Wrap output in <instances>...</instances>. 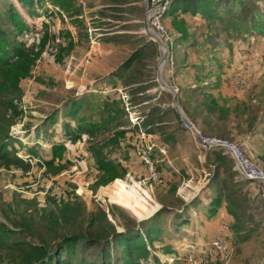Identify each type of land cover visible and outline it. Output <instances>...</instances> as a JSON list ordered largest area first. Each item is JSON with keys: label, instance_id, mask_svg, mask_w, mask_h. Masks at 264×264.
<instances>
[{"label": "rangeland", "instance_id": "1", "mask_svg": "<svg viewBox=\"0 0 264 264\" xmlns=\"http://www.w3.org/2000/svg\"><path fill=\"white\" fill-rule=\"evenodd\" d=\"M47 1L45 7L36 5L39 11L33 15L22 8L16 0H0V15H4L8 5L14 4L25 21H28L33 26L32 28H36L28 39L29 44L34 36L36 37L37 30L40 32L45 31L51 37L60 38L61 41L63 39L60 35L65 31H69L76 42L74 51L68 55L64 54V59L61 63L55 62L53 57L48 56L46 53L42 56L40 68L33 70V76L30 79L22 81L21 87L24 93L20 103V115L13 118L11 112L8 113L9 125L6 127V134L12 140V142L7 143L8 151L11 156H14V153L17 152V157L28 161L30 166L24 167L12 164L11 167H8L4 162L0 163V226L18 231L19 228H13L12 223L16 222L22 215H31L32 217L35 216V228L40 229L37 217L41 215L38 214L39 208H37L36 203H41L51 193L59 198L76 196L87 204L89 210H94L96 207L108 210L109 205L122 206V208H126L125 210L130 215L133 214L136 220H144L146 223L145 227H148L152 222L157 223L163 232L160 240L154 241L153 245L155 247L151 251L152 255L157 256L158 260L162 261L159 264H168L167 259L169 256H163L162 250L169 243L174 246L173 255L178 257L182 253V249L201 248V245L210 243L215 234L210 229L211 225H209L213 221L212 218H209L210 199L203 204V202H200V194L202 192L199 194L197 191L204 187L203 190L211 188L209 192H206V196L207 194L214 196L217 193L216 189L211 185L215 175V168L210 165L213 164L210 161L213 157H206V153L200 152V148H197L199 143L196 142L191 132L182 129L177 134V143L181 144L184 151H182V157L185 158V161L178 156L179 153L176 146L171 147L168 152L171 164L167 162V159L166 161L162 160L163 152L155 148L154 157L152 155V158L154 161L159 160V162H156L159 166L155 164L159 175L158 182L150 179V172L139 159V152L147 144H156V142L152 138L143 141L138 138V135L137 137H131V134H127L128 140L123 148L120 147L116 151L114 148H107L106 151L112 158H118L125 155V153L134 152L137 156H135L137 161L144 166L143 171L139 175L128 171L125 178H118L104 186L95 184L100 172L94 166L92 155L86 149L88 143L87 135L81 134L76 141L72 137L66 138L62 135L64 124L68 121L67 113L70 107L64 102H68L70 98H82L84 95H108L110 92L113 93V87L116 86L115 82H112L113 79L109 78L111 76L109 74L104 80L98 82L100 84L98 87L94 89L86 88L89 70L85 73V66L88 64L91 69V67L104 68L105 63L111 68L120 65V62L122 63L132 50L144 43V39L147 42L150 41L151 45L146 50L148 58L145 60L147 66L144 72L147 75L142 76L140 80L147 81V84L150 85V81L155 79L157 81L155 83L160 86L161 90L164 91L163 93L170 92L172 98L169 99L170 96H167L166 100L173 107L172 99L174 93L160 84L159 81L158 65L163 55V50L158 43L160 38L156 35V32L153 34L151 30L146 31L145 29V20L150 26L146 11L147 2L145 0H87L89 6L85 11H82L83 15L80 16L83 27L80 31L68 17L64 23L58 15H46L45 12L50 9L56 11L53 5ZM224 1L220 0V18L211 19L210 21L200 15H177V17L186 21L188 27L189 37L185 41L181 38V33L173 27L174 17L167 15L162 21L167 28L168 39L174 49H178V52L181 53L179 55L180 63H183V54L188 51L189 62L194 66L193 69L189 68V70L194 72L192 76H199L210 68L214 73L213 76L216 77L218 75L223 81L220 89L212 90V92L220 95V97H223L222 95L234 97L230 90L232 91L235 87L243 93L238 98L234 97L235 101L233 100L232 103L240 106L245 104V107L250 108V112L247 111L245 114H233L232 117L236 118L232 120L229 128L227 127L220 132L218 129L212 132L209 131L201 120H198L197 123L202 128V131L207 135L221 136L242 144L254 163L256 162L263 167L264 36L258 31H254L249 24L251 23V15L254 12L259 13V16L264 18V0H247L246 5L237 4L234 9L230 7L229 11H227L226 7L231 5L223 7ZM247 6H255L256 8L247 10ZM43 21L44 29H42ZM235 22L241 25L240 29H234ZM89 30L92 32L90 33ZM149 32L152 34L153 39L148 36ZM106 37L113 38V40L121 44L119 48H114L118 55L116 59L113 56V52H111L112 49L105 46L102 41ZM16 38L17 42H19L18 44L22 43L21 35ZM66 41L68 43L65 38L64 47L66 46ZM53 42H56V40L54 41L53 39L51 43ZM107 49L108 51H106ZM169 49H171V46H169ZM193 49L196 50L194 51ZM81 60L82 62H80ZM43 63L46 64L41 69V64L44 65ZM166 69L167 67H165V75L168 81L169 74H167ZM242 73L245 77L243 87L235 84V80L240 79L235 74L242 75ZM190 76L189 72H185L182 76V81H189ZM35 78L37 79L35 80ZM168 83L170 82L168 81ZM146 93L154 98L145 103L146 105L136 106L133 110H130L131 113H134V117L142 120L145 118L144 114L149 110V105L159 103L158 97H156L158 93L156 87H152ZM119 96H121L120 92ZM57 113L58 118H53L52 115ZM126 113L127 127H130L129 113L127 111ZM250 113L261 117V119L258 118L257 124L253 128L246 122ZM48 116H52L51 120L45 123L44 119ZM184 116L187 118L185 114ZM100 117L101 115L98 114L93 115L94 120L99 121ZM180 118L182 119L181 116ZM44 124L46 125L42 126ZM72 125L75 127L76 123L72 122ZM60 129L62 133H60ZM129 130L132 131L133 129L130 128ZM0 135H2V132H0ZM57 136H60L58 143L66 145L69 142L71 144L68 145L69 149L65 146L67 150L61 160L58 159L55 163L53 161L54 167H47L46 163L51 161L53 157L52 145L54 143L50 141V138ZM84 139L86 140L84 141ZM30 148L35 151L34 157L29 154ZM120 149L121 151H119ZM200 156L201 160L199 159ZM181 160L182 164L189 163L190 168L188 169L190 170L186 169L187 173L185 174L184 172V176H180L181 180L174 183L172 182L173 180L170 181L171 176H168L167 173L172 168L171 165L176 168V164L180 163ZM57 168L60 169L57 170ZM233 169H235V164ZM164 171L166 172L162 175L161 173ZM204 171L212 173L209 180L205 179ZM220 175L228 177L224 170L221 171ZM191 179L192 182L189 184L191 188H188L187 191H180L183 182L187 183ZM232 180L234 184L240 183L239 185L236 184L235 188L240 191V199L244 202L246 230L239 238H236L232 231L230 232L229 243L233 248L230 264H264V206L258 199L253 186L243 181L239 174H235ZM174 184L176 186L175 192L171 190ZM95 186L97 187L95 188ZM188 191L191 193H188ZM188 194L189 197L190 195L193 196V194L197 195L193 199L188 198L189 205L193 203L200 205L197 209H192V211L188 208V211L183 216L189 218L190 222L181 226L178 232L174 231L178 223V221L174 220V214L161 211L157 214L158 216H153L154 213L164 208L169 211H177V209L182 208L184 200L181 196L185 197ZM28 202L30 205H26ZM123 203H129V206H124ZM36 208L37 211L35 212ZM226 224L228 225V223ZM117 228L118 231H122L120 223ZM26 238L35 241V243L37 241L31 236ZM159 254L161 255L159 256ZM143 263L155 264L153 258ZM3 264L16 263L5 261ZM208 264L224 263L219 258H216Z\"/></svg>", "mask_w": 264, "mask_h": 264}, {"label": "trees", "instance_id": "2", "mask_svg": "<svg viewBox=\"0 0 264 264\" xmlns=\"http://www.w3.org/2000/svg\"><path fill=\"white\" fill-rule=\"evenodd\" d=\"M16 1L33 15L39 11L36 5L45 7L46 3V0ZM170 1V8L166 11L164 19L167 15L174 17L173 27L181 33L183 41L189 37L188 27L186 21L177 17V15H200L208 21L220 18V0ZM47 2L52 4L56 11L50 9L45 12L46 15H58L64 23L68 17L81 31L83 27L80 16L83 15L82 11L84 10L77 0H48ZM87 4L89 6L88 1ZM229 4L231 6H225ZM237 4L246 5L247 0H225L223 7H226L229 11L230 7L234 9ZM255 8V6H247V10H254ZM250 22L249 26L264 36V18L260 17L259 13L254 12L251 15ZM43 24L44 21L42 22V29H44ZM234 24V29L241 28L239 23L235 22ZM32 27L28 21H25L14 4L8 5L4 15H0V132H2V135H0V163L4 162L8 167H11L12 164L24 167L30 166L28 161L17 157V152L14 153V156H11L7 148V143L12 142L6 134V127L9 125L8 113L11 112L13 118L20 115V103L24 93L21 87L22 81L33 76V70L40 67L42 56L45 53L53 57L55 62L61 63L64 54H70L76 46V42L69 31H65L60 35L63 41L60 38L57 41L56 37L52 36V38L45 31H41L40 43H32L28 46V39L36 30L35 27ZM124 34L129 35L130 33ZM18 35L22 36V43L20 44H18L16 38ZM65 38L68 43L66 41L64 47ZM53 39L56 42L51 43ZM164 40L167 45L171 46L166 66L167 74H169L168 81L178 89V105L184 110L188 120L201 133L205 134L198 125V120H201L209 131L212 132L218 129L220 132L227 127L229 128L232 120L236 118L232 117L233 114L240 115L245 114L247 111L250 112V108L245 107V104L235 105L236 103H232L233 98L220 97V95H215L212 92V90L220 89L223 81L218 75L214 77V73L210 68L199 76H192L194 72L189 68L193 69L194 66L189 62L188 51L183 54V63H180L179 55L181 53L178 52V49H174L168 35L164 36ZM102 41L116 48L121 45L113 38L106 37ZM149 45H151V42L144 39V43L132 50L130 55L123 60L116 72L112 73L109 78H119L121 80L124 87L123 93L127 96L131 108L151 101L154 97H150L146 92L152 87L157 88L156 97H158L159 103L149 105V112L144 114L145 118L142 120L141 126L147 134L157 136L159 142L173 148L177 143V134L182 129L187 132L190 131L184 128L182 119L170 105V102H167V96H170L169 99L172 98L170 92L163 93L164 91L155 83L157 82L155 79L153 82L150 81V85L147 84V81L140 80L142 76L147 75L144 70L147 66L145 60L148 58L146 50ZM185 72H189L191 75L189 81L191 79L195 81L194 87H191L189 81H182ZM112 92L103 96L96 94L84 95L82 98H70L68 102H64L70 107L67 113L68 121L64 124L63 133L61 129L60 133L66 138H74L75 141L81 134L87 135L86 149L92 155V162L100 172V176L95 183L97 186H104L118 178H125L129 171L122 163L124 158H128L129 153L124 152L125 155L112 158L106 151L107 148H114L115 151L120 147L123 148L128 140L127 134L130 132L126 129L128 125L124 101L119 96L118 90H112ZM94 114L101 115L99 121L94 120ZM52 116L57 119L58 113ZM51 117H45L44 122H49ZM258 118L261 119L257 114L250 113L246 122L253 128L257 124ZM72 122L76 123L75 127H73ZM138 129L136 127L132 130L133 135L131 137H137ZM262 134H264V125ZM59 138L60 136L50 138V141L54 143L52 145L53 157L51 161L46 163L47 167H54L53 161L55 163L56 160H61L67 150L64 144L58 143ZM29 150V154L34 157L35 151L31 148ZM247 154L252 159L248 152ZM209 156L213 157L210 160L213 164L210 165L215 168L211 185L217 192V195L209 203V218H213L218 209L224 203H227L228 213L234 219V223L229 227L235 237L239 238L246 230L244 218L246 214L244 202L240 199V191L235 188L236 184L239 185L240 183L234 184L232 179H234L235 174H239L243 181L251 185L252 183L241 176L236 169L234 159L224 150L213 149L206 153V157ZM233 161L235 169H233ZM259 166L261 165L259 164ZM262 169L264 170V166ZM222 170L228 175L227 178L220 175ZM171 190L175 192L176 186L172 187ZM256 194L264 206V201L261 200L257 191ZM75 198L78 197L59 198L50 193L41 203H36L37 208H39L38 214L41 215L37 217L40 229L35 228V216L32 217L31 215H22L16 222L12 223L13 228H19L18 231L0 226V264L5 261L15 262L16 264H144L143 262L150 258L154 259L155 264L162 263L157 256L152 255L151 251L155 247L153 245L154 241L160 240L163 232L157 223L152 222L148 227H145L144 220H136V217L133 214L134 217L130 215L125 210L126 208L124 209L122 206L109 205L108 210L102 207L89 210L82 199ZM200 202H203V200L200 199ZM26 205H30V203L28 202ZM123 205L129 206V203H123ZM199 205L198 203L189 205V203L183 202L182 208L177 209V211H169L164 208L153 216H158L157 214L161 211L174 214V220L178 221L174 231L178 232L181 226L190 222L189 218L183 216L184 213L188 211V208L190 211L197 209ZM119 223L122 228L121 232L117 228ZM28 236L35 238L36 243L33 240H28L26 238ZM173 247L171 243L165 246L162 250L163 256L173 255Z\"/></svg>", "mask_w": 264, "mask_h": 264}, {"label": "built area", "instance_id": "3", "mask_svg": "<svg viewBox=\"0 0 264 264\" xmlns=\"http://www.w3.org/2000/svg\"><path fill=\"white\" fill-rule=\"evenodd\" d=\"M81 5L82 9L85 11L88 8L86 0H77ZM170 0H147L146 11L149 17V24L152 29H154L161 36L167 35V28L164 25L162 19L165 16L168 7L170 6ZM36 37L30 41V46L32 43H40L41 32L36 31ZM91 33L92 31L89 30ZM58 41V39H57ZM94 43V42H93ZM239 78L235 80L237 86L243 87L245 77L242 73L238 74ZM122 99L125 104L126 111L129 113V119L131 125L129 128L135 129L138 127V137L141 140H147L149 135L143 130L140 122V118L134 117V113H131L130 103L128 102L127 96L122 95ZM182 124L185 129H188L199 143V148L201 153H207L213 149H222L228 153L236 163V169L239 171L241 176L252 183L254 189L258 192L262 201H264V170L248 156L246 149L242 144L238 142L231 141L229 139L220 138L216 136H208L201 133L196 127L197 132L193 133L191 131V122L186 118L182 119ZM86 139H84L85 141ZM69 144L65 146L69 149ZM155 146L153 143L147 144L140 152L139 157L141 162L147 167L150 172V179L154 181H159V175L156 171V165L154 159L152 158ZM85 154V153H84ZM201 160V156L199 157ZM79 163V162H78ZM212 173L209 171H204V177L209 180ZM133 181V179H131ZM134 182V181H133ZM135 183V182H134ZM182 191V189H180ZM193 199V198H192ZM230 227L227 224H222L220 229L213 235L210 243L201 245V248L192 247L190 250L185 248L182 249V254L180 256H169L168 264H208L212 260L219 258L224 264H230L231 257L233 254V248L229 243ZM203 246V247H202ZM184 253V254H183Z\"/></svg>", "mask_w": 264, "mask_h": 264}, {"label": "crops", "instance_id": "4", "mask_svg": "<svg viewBox=\"0 0 264 264\" xmlns=\"http://www.w3.org/2000/svg\"><path fill=\"white\" fill-rule=\"evenodd\" d=\"M105 46H107V47H109V48H111L112 50H111V52H113V56L115 57V59L118 57V55H117V53L115 52V50H114V48H116V47H113L111 44L110 45H107V44H105ZM106 51H108V49L106 50ZM91 54V53H90ZM90 54H88V55H90ZM121 61V60H120ZM80 62H82V60L80 61ZM44 65H42L41 64V69L45 66V64L46 63H43ZM122 63L120 62V65H121ZM120 65H116L115 67H113V68H111V67H108V65H107V63H105V65H104V68H96V67H91V69H90V65H88L87 64V66H85V69H84V71H85V73H86V71H88L89 70V75L87 76L89 79H87V84H86V88H96V87H98L100 84H98V82L99 81H101V80H104L105 79V77L107 76V75H109V74H112V73H114V72H116V70L119 68V66ZM40 68V67H39ZM91 72V73H90ZM235 75H238V74H235ZM234 75V76H235ZM111 79H113L112 80V82L114 81L115 83V85L116 86H114L113 88H114V90H118V92H120L121 93V97H122V95H124V93H123V90H124V87L122 86V84H121V80L119 79V78H111ZM153 82V81H152ZM226 83V82H225ZM113 84V85H114ZM189 84H191V87H194L195 86V81H193L192 79L189 81ZM206 84V83H205ZM173 86V85H172ZM175 88V87H174ZM161 89V88H160ZM176 90H177V97H178V89L177 88H175ZM246 89V88H245ZM244 89V90H245ZM243 90V91H244ZM96 91V90H95ZM230 93L235 97V98H238V97H240V94H242L243 92L241 91V90H237V88H233V90L231 91L230 90ZM223 94V93H222ZM216 95V94H215ZM224 98H229V99H232L233 98V100L235 101V98L234 97H232V96H226V95H222ZM173 98H174V96H173ZM172 101H173V99H172ZM180 108H181V106H179ZM181 110H182V112L184 113V110L181 108ZM149 112V110L147 111V113ZM188 119V118H187ZM128 131H130L129 129V127H127L126 128ZM134 130V129H133ZM133 131H130L128 134H131V135H133V133H132ZM149 135V140L152 138V140H154L155 142H156V144L155 143H153L154 144V146H155V148L156 149H158L159 151H162L163 152V154L164 155H162L161 156V159L162 160H164V161H166V159L168 160L167 162H169L170 164H171V160H169L170 159V157H169V151H170V147H168L167 145H165V144H163V143H161V142H159L158 140V137L157 136H152V135H150V134H148ZM139 138V137H138ZM175 146H176V149H177V151H178V156H180V157H182V151H183V149H182V147H181V144L178 142V143H176L175 144ZM174 146V147H175ZM155 150V149H154ZM155 152V151H154ZM184 152V151H183ZM136 156V154L134 153V152H130L129 154H128V158H124L123 160H122V163H123V165L125 166V167H127L128 169H129V171L130 172H133V173H135V174H141V172L143 171V165H141V163H139V161H137V156ZM130 157V158H129ZM153 157H154V154H153ZM139 159H140V157H139ZM141 160V159H140ZM182 160L183 161H185V158L184 157H182ZM182 160L180 161V163H177L176 164V168H174L173 167V165H171V169L169 170V172L167 173L168 174V176L170 175L171 177H170V181H172V182H174V183H177V182H179L180 180H181V177L180 176H184V172H185V174L187 173L186 172V169H188V168H190V166H189V163L187 164V163H185V164H182ZM173 161V160H172ZM155 162V164H157L156 162H159V160H156V161H154ZM175 162V161H174ZM201 162V161H200ZM157 166H159L158 164H157ZM146 167V166H145ZM146 169H147V167H146ZM188 170H190V169H188ZM202 171H203V169H202ZM165 172L166 171H164L163 173H161L162 175L163 174H165ZM161 174H160V176H161ZM168 179V178H167ZM169 180V179H168ZM191 182H192V179L190 180V181H188L187 183H184L183 182V186L180 188V189H182L183 191H187V189L188 188H191V186H189V184H191ZM188 184V185H187ZM177 185V184H176ZM174 186H175V184H174ZM173 186V187H174ZM185 186V187H184ZM200 188V187H199ZM196 189V188H195ZM194 189V190H195ZM204 189V187H201L199 190H198V188H197V193L199 192V194L201 195L200 196V198L203 200V204H205L204 202L206 201V200H209L210 199V202H211V200L217 195V193L213 196V195H208V197L206 196V192H209V190H211L210 188H208V189H206V190H203ZM188 193H191L190 191H188ZM199 194H198V196H199ZM195 197H197V195H195V194H193V196L192 195H190V197H189V194L188 195H186L185 197L184 196H181V198L184 200V202L185 203H188V198H195ZM186 200V201H185ZM212 222L209 224V225H211V228L210 229H212L215 233L220 229V226L222 225V224H226V223H228V225H232V223H234V219H233V217L228 213V210H227V203H224L223 205H222V207H220L219 209H218V211H217V213H216V215L212 218Z\"/></svg>", "mask_w": 264, "mask_h": 264}, {"label": "water", "instance_id": "5", "mask_svg": "<svg viewBox=\"0 0 264 264\" xmlns=\"http://www.w3.org/2000/svg\"><path fill=\"white\" fill-rule=\"evenodd\" d=\"M145 2H147V0H145ZM147 4V3H146ZM145 29H146V31H152L153 32V34H155V30L154 29H152L149 25H148V23H147V21L145 20ZM156 35L161 39V42H158L159 44H160V46H162V45H164V47H165V50L164 49H162L163 50V55H162V58H161V60H160V63L161 62H164V66H163V70H162V72L160 71V63H159V65H158V69H159V81H160V84H162L163 86H165V87H167V88H169L170 89V91H172L173 93H174V98H173V107L175 108V110L177 111V113L182 117V119H186V117L184 116V113L182 112V110H181V108L179 107V105H178V102H177V90L170 84V83H168V81H167V79H166V75H165V67H166V64H167V62H168V60H169V53H170V51H169V47H168V45H167V43L165 42V40H164V38H163V36H161L160 34H158L157 32H156ZM148 36L151 38V39H153L152 38V34L149 32L148 33ZM156 41V40H155ZM162 48V47H161ZM163 81H164V83L166 84H164L163 83ZM191 131L193 132V133H196L197 132V130H196V128H195V126L193 125V124H191Z\"/></svg>", "mask_w": 264, "mask_h": 264}, {"label": "bare ground", "instance_id": "6", "mask_svg": "<svg viewBox=\"0 0 264 264\" xmlns=\"http://www.w3.org/2000/svg\"><path fill=\"white\" fill-rule=\"evenodd\" d=\"M159 42H161V39H160V41ZM162 47V49H164L165 50V47H164V45H162L161 46ZM163 66H164V62H161L160 63V71L162 72V70H163ZM163 83H164V81H163ZM165 84V83H164ZM166 85V84H165Z\"/></svg>", "mask_w": 264, "mask_h": 264}, {"label": "clouds", "instance_id": "7", "mask_svg": "<svg viewBox=\"0 0 264 264\" xmlns=\"http://www.w3.org/2000/svg\"><path fill=\"white\" fill-rule=\"evenodd\" d=\"M155 214V213H154ZM182 252V251H181ZM182 254V253H181Z\"/></svg>", "mask_w": 264, "mask_h": 264}]
</instances>
